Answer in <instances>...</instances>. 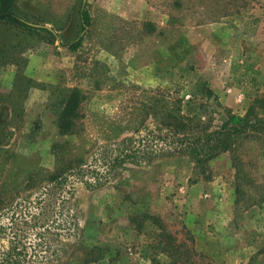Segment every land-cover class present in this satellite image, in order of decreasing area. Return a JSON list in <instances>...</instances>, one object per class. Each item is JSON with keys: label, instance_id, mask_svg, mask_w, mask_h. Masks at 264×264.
Segmentation results:
<instances>
[{"label": "rangeland", "instance_id": "rangeland-1", "mask_svg": "<svg viewBox=\"0 0 264 264\" xmlns=\"http://www.w3.org/2000/svg\"><path fill=\"white\" fill-rule=\"evenodd\" d=\"M258 3L13 0L18 17L55 40L0 26V264H127L129 245L151 239L167 244L176 264H218L229 251L216 245L205 258L199 244H258L248 263L264 264V139L237 147L238 180L222 153L208 162V179L195 181L224 187V225L207 224L194 239L178 219L149 209L177 212L193 195L178 190L191 185L193 163L162 125L166 95L183 116L212 126L219 106L237 116L247 108L249 99L228 108L221 93L217 106L205 90L214 74L251 67L243 61L257 39L255 18L264 17ZM80 4L89 17L83 32ZM173 53L180 63L165 70L161 60ZM71 91L72 113L64 110ZM169 181L154 203L150 195Z\"/></svg>", "mask_w": 264, "mask_h": 264}, {"label": "trees", "instance_id": "trees-1", "mask_svg": "<svg viewBox=\"0 0 264 264\" xmlns=\"http://www.w3.org/2000/svg\"><path fill=\"white\" fill-rule=\"evenodd\" d=\"M13 0H0V26L5 28L14 29L20 32L37 33L43 32L45 41L52 43L55 40L54 34L49 30L36 27L29 24L25 19L18 17L12 9ZM78 21L80 26V32H83L89 26V17L82 4L79 5L77 12ZM81 36L77 37L74 41L69 43L66 48L74 51L79 46ZM178 55L173 53L165 57L162 61L165 70L175 69L180 60L177 59ZM234 69V68H233ZM234 72V70H232ZM242 75L238 74L233 76L232 81L234 84H241ZM258 82L255 76L251 74L247 80L248 92L245 97L249 99V105L246 108L242 116H237L230 113L223 107H220L222 116L219 118V124L212 126L209 118L205 121H200L196 116L185 117L181 114L180 101L169 100L166 95L164 102V108L161 112V122L167 130L171 131L174 136L178 137L177 142H183L184 147L178 151L179 153H185L193 163L192 174L190 184H194L198 179L207 180V164L210 160L217 157L219 154L228 153L231 168L235 171V180H238V158L236 156V149L244 140L258 141L264 139V95L256 93ZM205 97L211 98L216 105V97L210 90H205ZM77 92L71 91L68 99L65 101L64 110L65 112H73L76 105ZM65 129L68 128L69 123L66 121V115L61 119ZM190 180V179H189ZM234 195H238L240 192L235 182ZM162 236V235H161ZM169 239V238H168ZM158 244H154L148 247L149 250L156 251L161 255L167 256L170 262L158 263L156 261L151 264H176V255L170 254L167 248V244H161V239L157 241ZM168 249V250H167ZM146 254L147 250H142L141 255Z\"/></svg>", "mask_w": 264, "mask_h": 264}, {"label": "crops", "instance_id": "crops-1", "mask_svg": "<svg viewBox=\"0 0 264 264\" xmlns=\"http://www.w3.org/2000/svg\"><path fill=\"white\" fill-rule=\"evenodd\" d=\"M257 1H259L257 5L264 7V0H255V2ZM254 24H256L257 26V31L253 33V36L257 39L253 42L252 48H249L250 50L245 53V57H247V60L243 61L244 64L245 62H248L251 67H249V70L246 72H244L239 67L242 75V77L240 78L242 81L241 84L236 85L233 83L230 70L231 68H228L226 77H218L217 74H214V76L210 79L211 85L208 89L210 90L211 88H213L211 91L213 95L219 96L221 93L222 98L224 99L223 101H227L223 103L227 105L228 108L230 107L232 109H235V106H233L235 105L234 103L245 101V99H247L245 97V94L249 90L247 87V80L248 77L251 76V74L255 76V79L259 84L256 93L260 94V92L264 90V41L262 42L261 40H264V32H262L261 30V26L264 25V17H258L257 19L255 18ZM244 108L245 106L243 107V109H239L238 112L240 114H244L246 110H244ZM164 185V187L159 186L158 192L150 195L152 200L155 199L153 202L156 204H160L162 202V195L170 190L169 187H172L171 181L165 183ZM216 185L217 182L215 180L211 182H197L187 187H180L178 189L180 192H182L186 188L188 193L193 195H191V197L185 198L184 207L180 208V210L177 212L173 211L171 213H167L163 210H160L159 208H155L153 204L149 205V209L152 213H154L156 217H158L162 221H167L175 218L178 219L180 225L184 226L185 229L191 235H193L192 237L196 239V237L199 236L198 233L202 234L204 232L203 226L210 224L212 227L217 228L221 225H224L226 220H229V218L227 217L228 213L220 210V203L223 202L224 204V199L228 195L224 194V187L221 191H219ZM167 186L168 188H166ZM201 189L205 190L203 192L204 197L202 199L195 197ZM205 235L207 234L205 233ZM153 243L154 239L146 240L142 244H130L128 249L130 250L129 255H131L134 259L127 264H138L137 262L141 264H151V262H157L158 260V263H167L165 262L168 258L167 256L161 255L159 253H156V251L148 249L149 246L154 245ZM216 245L217 247H221V249L229 250L227 252L221 251V261L218 264H224V258L225 264H249L248 262L250 258L257 251L256 249L258 244H199V246L195 245V249L198 248V250L205 258H209L211 254V252L209 251L213 249V246ZM145 249L147 250V253H142L141 255L142 250ZM135 260H137V262H135ZM209 263L211 264L210 261Z\"/></svg>", "mask_w": 264, "mask_h": 264}]
</instances>
